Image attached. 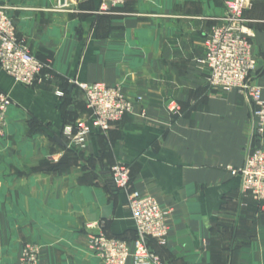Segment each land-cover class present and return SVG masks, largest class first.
Wrapping results in <instances>:
<instances>
[{"label": "crops", "instance_id": "crops-1", "mask_svg": "<svg viewBox=\"0 0 264 264\" xmlns=\"http://www.w3.org/2000/svg\"><path fill=\"white\" fill-rule=\"evenodd\" d=\"M0 5L15 8L18 37L45 65L31 87L0 69V92L13 101L0 135V264H18L27 244L40 248L39 264H102L91 235L130 241L126 195L110 184L116 163L129 168L132 189L169 211L167 244L149 243L165 264H264V202L244 196L229 172L245 158L250 106L238 90L211 87L198 63L225 16L222 0H138L104 15L99 0ZM244 18L250 80L264 95V0ZM74 81L141 101L79 147L71 129L88 110Z\"/></svg>", "mask_w": 264, "mask_h": 264}, {"label": "built area", "instance_id": "built-area-1", "mask_svg": "<svg viewBox=\"0 0 264 264\" xmlns=\"http://www.w3.org/2000/svg\"><path fill=\"white\" fill-rule=\"evenodd\" d=\"M138 0H99L97 14H112L128 3ZM256 0H222L225 16L214 26L205 40L204 52L198 63L207 70L208 84L223 91L238 90L246 96L251 113V136L245 148V158L239 168H229L240 180V191L254 201L264 202V149L259 144L264 137L263 89L250 80L256 59L252 52L254 34L245 23L244 12ZM15 8L0 5V69L14 82L31 87L42 80L45 65L30 51L26 42L17 35L10 11ZM82 92L88 110L86 118L72 127L71 142L82 147L93 132L106 133L112 124L126 115L134 114V104L141 101L128 99L120 86L103 83L72 82ZM13 101L0 92V134L4 130L6 112ZM178 107L170 109L177 114ZM144 115V112L141 113ZM110 184L126 195V206L135 227L130 240L107 237L103 233L91 235L89 248L102 264H165L151 250L149 243L165 246L169 228L167 212L151 196H142L130 186V171L125 164L116 163L109 170ZM40 248L27 244L23 247L18 264H39Z\"/></svg>", "mask_w": 264, "mask_h": 264}, {"label": "water", "instance_id": "water-1", "mask_svg": "<svg viewBox=\"0 0 264 264\" xmlns=\"http://www.w3.org/2000/svg\"><path fill=\"white\" fill-rule=\"evenodd\" d=\"M113 207V204H110L107 208L104 209L105 214H108Z\"/></svg>", "mask_w": 264, "mask_h": 264}, {"label": "rangeland", "instance_id": "rangeland-1", "mask_svg": "<svg viewBox=\"0 0 264 264\" xmlns=\"http://www.w3.org/2000/svg\"><path fill=\"white\" fill-rule=\"evenodd\" d=\"M2 133H3V132H2ZM2 133H1V134H2ZM1 134H0V135H1ZM238 168H239V167H238ZM247 197H248V196H247ZM248 198H250V197H248ZM252 200H253V199H252ZM254 202H256V201H254ZM256 203H258V202H256ZM261 203H262V202H261ZM161 208H162V207H161ZM162 209H163V208H162ZM163 210H164V209H163ZM164 211L167 212V215L169 214V211H168V210H164Z\"/></svg>", "mask_w": 264, "mask_h": 264}, {"label": "trees", "instance_id": "trees-1", "mask_svg": "<svg viewBox=\"0 0 264 264\" xmlns=\"http://www.w3.org/2000/svg\"><path fill=\"white\" fill-rule=\"evenodd\" d=\"M151 250H152V248H151ZM153 251V250H152Z\"/></svg>", "mask_w": 264, "mask_h": 264}]
</instances>
